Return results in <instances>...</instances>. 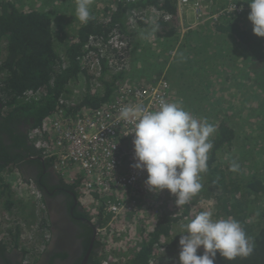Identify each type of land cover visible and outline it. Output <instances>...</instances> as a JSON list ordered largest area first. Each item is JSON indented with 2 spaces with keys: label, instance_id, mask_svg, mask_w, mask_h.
Listing matches in <instances>:
<instances>
[{
  "label": "trees",
  "instance_id": "1",
  "mask_svg": "<svg viewBox=\"0 0 264 264\" xmlns=\"http://www.w3.org/2000/svg\"><path fill=\"white\" fill-rule=\"evenodd\" d=\"M32 1L0 0V159H2L0 203L5 210L16 209L21 203L12 194L10 190L12 186L7 183L5 172L19 171L26 180L19 165L11 163L23 159L17 152L22 146L23 130L18 127L19 124L27 125L24 131L27 143L32 130L42 131L45 149L39 151L32 145L33 148L29 146L30 153L33 156L47 155V151L51 152L54 148L51 124L59 112L65 110L69 117L76 119L107 107L115 98L123 95L127 100L130 92L150 88L156 84L169 64L167 60H159L156 66L148 64L145 70H151L152 73L139 87L127 84L126 75L129 71L126 72L124 68L127 70L133 68L132 64L126 61L127 57L130 54V57H139L142 52L149 50L140 43L134 45L136 34L129 27V19L136 11H153L158 15L154 27L157 28L155 35L159 39L165 40L176 36L177 43L179 30L182 34L181 24L178 29V0H151L136 5L129 4L127 0H114L111 7L97 3L89 9L91 15L89 21L86 24L78 23L77 30L74 28L75 37L61 47L54 36L53 10L39 9L28 4ZM223 20L226 24L228 17L220 21ZM233 21L232 19L227 27L223 24L218 26L224 33L231 30L230 37L234 42L229 46L234 49L242 48L245 51L244 56L235 55L225 61L217 54L215 60L210 59L204 54L205 49L211 47V44L193 47L192 40L185 38L181 53L174 56L175 63L173 62L168 67V73H165L170 88L169 101L180 103L193 116L206 119L217 129L210 137L213 147L208 153V170L201 174L202 189L189 203L180 208L175 205V197L167 190L163 191L161 206L147 218V222L136 215H121L115 219L104 217L103 211L99 210L97 215L99 222L95 224L84 207L85 212H82L84 217L86 216L95 227L105 228L97 236L99 251L96 257L99 264L101 259L106 258L107 248L125 264H151L158 258L156 246L161 250L180 249L179 240L183 234L181 225L204 210H211L213 219L233 217L242 224L255 244L254 252L248 258H237L229 262L218 253L215 264H264V165L256 163V158L250 162L241 157L228 159L227 154L241 143V136L230 124L227 115L215 113L214 108H211L213 106L211 101L203 90V87L207 86L209 89L219 88L218 85H210L209 76L221 73L222 88L229 94L230 89L238 85V82L246 91L252 86L249 81L241 79L250 66L247 59L264 65V38L255 36L252 28L241 30ZM140 27L143 30L145 27L149 28V23H141ZM115 35H119L121 40L125 41V48L115 49L109 43ZM218 39L220 36L216 37V40ZM125 43L123 42V45ZM214 43L217 44L219 41ZM164 45H166L164 42L158 45L161 51ZM166 53L173 55L168 49ZM91 54L95 55L93 60L96 64L91 61ZM112 56L115 58L114 61ZM185 59L190 67H183ZM237 61L244 63L237 64ZM176 63L182 64L177 67ZM91 65L99 68L98 82L101 86L97 87L96 91L93 90L96 86L92 83L94 78L90 74ZM83 79L85 94L81 100L74 101L73 86L78 85ZM196 85L201 87L200 90ZM262 93L264 96V92ZM231 98L232 96L225 101ZM249 100L264 106V100L259 101L256 97ZM15 150L18 155L14 153ZM252 154L258 155L255 151L251 152V156ZM46 160L45 165L54 172L57 161L52 158ZM233 161L240 165L238 172L230 171ZM64 172V181L69 188L77 195L78 192L79 195L86 194L94 203L96 194L84 191V176L79 168L71 166ZM27 181L36 184L30 178ZM42 200L41 198L40 204L30 202L24 206L28 212L31 209V214L26 215L29 219L35 217L38 219L37 206L43 205ZM153 218L155 219L152 220ZM135 224L140 225L138 241L133 244L125 240L119 241L120 236L131 234L130 228ZM16 230L13 231L14 234L10 233V236L15 235L12 241L13 248L5 239L0 240V254L6 255L18 250L20 236L16 235ZM107 233L111 236L108 237ZM202 254L203 249H200L198 255Z\"/></svg>",
  "mask_w": 264,
  "mask_h": 264
},
{
  "label": "clouds",
  "instance_id": "2",
  "mask_svg": "<svg viewBox=\"0 0 264 264\" xmlns=\"http://www.w3.org/2000/svg\"><path fill=\"white\" fill-rule=\"evenodd\" d=\"M90 3L91 0H76V18L83 24L91 18ZM248 5V20L253 34L264 38V0H249ZM233 20L239 24L243 19ZM119 116L134 125L131 135L135 163L132 167L147 173V189L157 194L167 190L175 197L178 208L189 203L202 189L201 174L208 170V153L213 147L210 137L216 132V127L204 118H196L180 103L168 102L163 97L159 99L157 110L145 111L140 105H126L121 107ZM82 117L84 115L69 119L74 122ZM29 139L35 147L30 134ZM43 157L50 159L47 155ZM239 170L240 165L233 161L230 171ZM54 172L64 181L65 172L62 174L57 167ZM34 189L36 194H40ZM47 229L51 232L48 225ZM181 230L179 264H215L218 253L231 262L237 258H248L254 252L252 237L231 216L213 219V212L204 210L182 224ZM97 231L99 234L100 227ZM200 249H203L202 255H198Z\"/></svg>",
  "mask_w": 264,
  "mask_h": 264
},
{
  "label": "built area",
  "instance_id": "3",
  "mask_svg": "<svg viewBox=\"0 0 264 264\" xmlns=\"http://www.w3.org/2000/svg\"><path fill=\"white\" fill-rule=\"evenodd\" d=\"M147 1L151 0H127L132 5ZM204 5L203 0H179V8L191 11L194 15L192 28L200 25L202 21L216 18L210 11L205 12ZM249 12V5L244 1H238L223 10L228 19H244L251 23L248 20ZM235 15H239V18H235ZM119 38V35H115L109 43L122 46L123 41ZM99 75L97 67L94 79L98 87L101 86L98 82ZM169 94V83L161 78L150 88L130 92L127 100L122 95L107 107L90 112L77 121H71L65 110L53 120L51 133L55 149L48 152L47 156L57 161V168L62 174L71 166L79 168L84 176V191L96 194L93 207L98 211L102 210L104 217L115 219L121 215H136L148 218L161 206L162 192L157 194L149 191L145 186L147 173L132 167L135 163L131 135L134 125L122 120L119 113L121 107L126 105H140L145 111L157 110L159 99L163 97L169 102ZM30 137L37 149H45L41 130L32 131ZM37 230L32 228V234L27 241L20 234V248L26 250L31 264L51 239V232L46 228L41 233L42 241L37 242ZM6 235L7 233L2 235L0 240L6 239ZM156 250L159 252L161 248L156 246ZM105 252L107 256L101 259V264H125L110 248Z\"/></svg>",
  "mask_w": 264,
  "mask_h": 264
},
{
  "label": "rangeland",
  "instance_id": "4",
  "mask_svg": "<svg viewBox=\"0 0 264 264\" xmlns=\"http://www.w3.org/2000/svg\"><path fill=\"white\" fill-rule=\"evenodd\" d=\"M114 0H91L89 9L93 8L95 4L101 3L105 7H111L113 5ZM228 2L235 1V0H226ZM238 1H244L248 2L249 0H237ZM28 3V2H27ZM224 2H221V0H217L215 4H212L211 2H204L205 12L210 11L212 14L215 13L218 9H220L223 4H226ZM31 5H34L35 7L39 9H52L54 13V36L55 40L59 45H62L67 43L68 40H71V38L75 37L73 35L75 33V30L79 27L78 23H81L76 18V0H33L31 3H28ZM158 19V15L153 11H136L135 14L129 19L130 24L129 27H131L132 31L136 34V39L134 40V45L140 43L143 47H148L149 50L144 51L140 54L139 57L130 55L127 57V62L129 64H132L133 68L131 70H127L124 68V70L127 72L129 71L127 77V84L134 86L141 85L145 82L147 76H149L152 71L151 70H145L146 66L148 64H152L153 66H156L157 62L161 59L167 60L168 65L166 69L168 70V67L174 62L173 58L174 56H177L178 52L182 51L181 47L184 44L182 43L181 46L176 47V36L174 38H165L159 39L155 34L157 32V28L154 27V23ZM147 20V21H146ZM149 23V28L145 27L144 30L141 29L140 24ZM151 22V23H150ZM219 21H217L218 23ZM216 23V22H215ZM179 26V24H178ZM186 26V25H185ZM75 28V30H74ZM148 30H154V31H148ZM196 30H201L200 28ZM147 31V32H146ZM189 38H192L189 36ZM121 40V37L119 38ZM123 41V40H121ZM125 43V41H123ZM164 42V48H162V51L159 49L158 45L162 44ZM193 42V40H192ZM229 42V41H228ZM158 44V45H157ZM229 44V43H227ZM126 43L122 46H115L113 45V48L115 49H123L125 48ZM180 48V49H179ZM231 54L227 55L225 54L222 59L225 61L229 58H233L236 54L233 52L234 49L231 47ZM168 51L173 54L169 55V53H166ZM92 55V54H91ZM90 55V56H91ZM205 55L208 56V54L205 52ZM95 55L91 56V61L94 59ZM114 61V56H112ZM184 60L183 67L189 66V62ZM94 62V60H93ZM96 64V62H94ZM175 63V62H174ZM182 64V63H181ZM181 64L176 63L175 65L178 67V65L181 66ZM190 67V66H189ZM188 67V68H189ZM166 70V71H167ZM95 72H97V66L91 65L90 74L93 75V78H95ZM210 72H208L209 75ZM161 78H167L165 71ZM209 81L211 82L210 85H218L219 88L217 89H209L207 87H203V90H205L208 99L211 101V104L213 105L211 108H214L215 113H219V115L226 116L229 120L230 124L238 131V134L241 136V143L238 144V142L235 144L237 145L236 148H234L230 153L227 154L228 159H231V157H241L244 160H247L250 162L252 159L256 158V163H262L264 165V106L259 105V102H251L249 98L256 97L259 101L264 100L263 93L264 92V65L259 63H254L252 66H249L247 69V73L244 72L243 77L241 78L243 81L247 82L249 81L252 86L248 90H244L239 86L240 93H231L229 94L228 91L222 88V81H221V73L217 75H210ZM84 79L78 83V85H74L73 89L75 92V95L73 97L74 101H79L83 98L85 94V84ZM191 83L190 81H187ZM93 85L96 87L93 88L94 91L97 90V81L95 79H92ZM197 89L200 90V86L196 85ZM101 92V91H100ZM231 100H227L229 97H231ZM216 122L218 123V117L216 118ZM256 143V145L254 144ZM258 146V147H256ZM256 152L258 155L252 154L251 152ZM249 155L247 156V154ZM244 155V156H241ZM7 183H9L12 187H10L12 194L15 196V199H18L21 201L19 204V207L12 210H5L3 208L2 203H0V237L4 234L13 233L14 230L20 231V229H23V236L25 241L28 240L29 235L32 234L31 230L32 228L39 226L41 233H43L46 230V227L49 222V217L45 211L46 208L43 205H40V208H38L39 211H37L36 216L38 219L37 221L33 222L31 219H29L26 215H29V212L24 208L26 204H29L30 202L40 204V194H36V191L33 187L24 185L22 182V176L18 173V171H8L5 172ZM21 179V180H20ZM22 181V182H21ZM33 188V189H31ZM13 190V191H12ZM8 194V191L6 192ZM78 200L82 204L83 207L86 208L87 213L90 217L93 218V222H99L98 218L96 217L98 214V210H96L93 207V200L91 198H88L86 194L79 195L78 192ZM1 202V200H0ZM91 203V204H90ZM92 205V206H89ZM97 218V219H96ZM194 218V217H193ZM95 219V220H94ZM144 221L147 222V218H142ZM153 218L152 220H154ZM192 219V218H191ZM188 219L185 222H189ZM184 222V223H185ZM24 226V228L22 227ZM104 227H100V232L104 231ZM131 229V234L128 236L122 235L118 238L119 241L125 240L126 242H130L133 244V242H137L140 235V225L135 224L133 225ZM127 231V230H126ZM39 235H41L39 233ZM107 236L110 237L111 235L107 233ZM4 240V239H3ZM5 242L7 243V240L5 239ZM14 242L8 244L10 246ZM19 247L21 244V239L18 242ZM18 249L21 252L25 253V256H27L25 249ZM179 250L180 249H174L170 248L168 250H160L158 253V258L153 261L151 264H179ZM156 262V263H155Z\"/></svg>",
  "mask_w": 264,
  "mask_h": 264
},
{
  "label": "flooded vegetation",
  "instance_id": "5",
  "mask_svg": "<svg viewBox=\"0 0 264 264\" xmlns=\"http://www.w3.org/2000/svg\"><path fill=\"white\" fill-rule=\"evenodd\" d=\"M18 127L23 131L22 146L17 152L23 159L11 163L19 165L22 175L26 178L24 180L22 177L23 182L40 192L51 229L50 241L44 251L35 257L33 264H99L96 257L99 248L95 225L86 216L84 217L82 214L85 212L84 207L77 202L76 194L65 181L47 168L45 162L29 160L28 156L33 155L30 153L31 141L27 138V143L24 135L27 125L19 124ZM17 152L14 151L18 155ZM18 173L21 175L19 171ZM29 178L36 184L27 181ZM0 264H27L25 253L18 249L6 255L0 254Z\"/></svg>",
  "mask_w": 264,
  "mask_h": 264
},
{
  "label": "crops",
  "instance_id": "6",
  "mask_svg": "<svg viewBox=\"0 0 264 264\" xmlns=\"http://www.w3.org/2000/svg\"><path fill=\"white\" fill-rule=\"evenodd\" d=\"M212 4H215L217 2V0H204V2H210ZM221 2L226 3V0H221ZM177 10H178V16H179V26L178 29L180 27L181 24V28H182V34L180 33L179 30V40L177 42L176 47H179L182 45V43L184 42V39H190L193 40V42L191 43L193 47L198 46L200 44H206V45H210L207 49H205V52L208 54L207 57H209L210 59H214L217 57L216 55L219 54L221 55V59L224 56V54H231V50L232 48L229 46V44L233 41V38L230 37L231 35V30L227 31L226 33H224L222 31V29L220 28V24H223V26L227 27L229 24L228 21L225 24V20L220 21V22H213V21H209V20H205L202 21V23H200V25L196 26L195 28H192V25L194 24V15L191 11H185L181 8H179V0L177 1ZM205 10V9H204ZM186 25V26H185ZM239 27L241 30H246L247 28H251L250 27V23H248L246 20H242L241 22H239ZM200 28L201 30H196ZM189 36H191L192 38H189ZM220 36V39L216 40V37ZM216 41H219V43H214ZM229 41V42H228ZM229 43V44H227ZM241 45H244L241 43ZM215 48H213V47ZM180 49V48H179ZM234 49V48H233ZM216 50V51H215ZM237 56H244L245 55V51L240 48V49H234L233 51ZM181 52L179 51L178 54H180ZM205 55V54H204ZM241 59H246V58H241ZM249 61L250 66H252L255 62L253 60L247 59ZM237 64H241L244 63V61H237ZM167 69H165V73H168L166 71ZM243 77V76H242ZM241 77V78H242ZM239 82L238 85H236L235 87L230 89L231 93H240L239 91ZM38 208H40V206H37ZM39 211V210H38ZM29 213L31 214V209L29 210ZM31 220L33 222L37 221L36 217L35 219ZM37 228V235H38V239L37 242H41L43 237L42 234L40 232V228L38 226L34 227ZM39 233L41 235H39ZM20 234H23V229H20V231H17V235L20 236Z\"/></svg>",
  "mask_w": 264,
  "mask_h": 264
},
{
  "label": "bare ground",
  "instance_id": "7",
  "mask_svg": "<svg viewBox=\"0 0 264 264\" xmlns=\"http://www.w3.org/2000/svg\"><path fill=\"white\" fill-rule=\"evenodd\" d=\"M249 2V1H248ZM248 2H245V3H248ZM237 3V0L235 1H230L226 4H223V6L218 9L217 11H215V13H213V16H215L216 18H214L213 20H210V21H213V22H217V21H220L222 20L223 18H226L228 16H226L224 13H223V10H225L227 7H229V5L231 4H236ZM247 14V13H245ZM236 18H239V15H235ZM207 18V17H205ZM15 236V235H14ZM14 236H10L9 234L6 235V240H7V244H10L12 243V241L15 239ZM25 262L27 264H31L30 261L27 259V256H25Z\"/></svg>",
  "mask_w": 264,
  "mask_h": 264
},
{
  "label": "water",
  "instance_id": "8",
  "mask_svg": "<svg viewBox=\"0 0 264 264\" xmlns=\"http://www.w3.org/2000/svg\"><path fill=\"white\" fill-rule=\"evenodd\" d=\"M142 85V84H141ZM140 85H138V86H136V88L137 87H139ZM116 99V98H115ZM29 157V160H31V161H34V160H41V161H43V162H45L46 163V159H45V157H43V156H28ZM77 202H79V200H78V198H77ZM98 228L96 227V232H97V236H98Z\"/></svg>",
  "mask_w": 264,
  "mask_h": 264
}]
</instances>
